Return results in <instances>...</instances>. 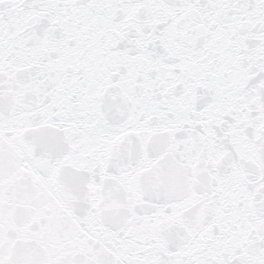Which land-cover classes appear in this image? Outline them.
<instances>
[{
	"label": "snow or ice",
	"instance_id": "6c2138e0",
	"mask_svg": "<svg viewBox=\"0 0 264 264\" xmlns=\"http://www.w3.org/2000/svg\"><path fill=\"white\" fill-rule=\"evenodd\" d=\"M0 264H264V0H0Z\"/></svg>",
	"mask_w": 264,
	"mask_h": 264
}]
</instances>
